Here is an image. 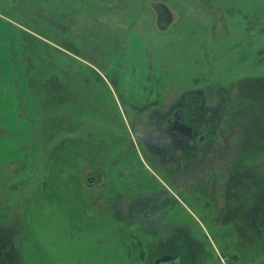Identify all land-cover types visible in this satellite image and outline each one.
Wrapping results in <instances>:
<instances>
[{"label":"rangeland","instance_id":"374dc122","mask_svg":"<svg viewBox=\"0 0 264 264\" xmlns=\"http://www.w3.org/2000/svg\"><path fill=\"white\" fill-rule=\"evenodd\" d=\"M199 2L210 26L181 15L161 33L153 87L127 57L126 93L124 57L106 68L93 40L61 29L82 2L0 0L54 44L24 57L28 102L0 59V264H264V0Z\"/></svg>","mask_w":264,"mask_h":264},{"label":"crops","instance_id":"0c3cea01","mask_svg":"<svg viewBox=\"0 0 264 264\" xmlns=\"http://www.w3.org/2000/svg\"><path fill=\"white\" fill-rule=\"evenodd\" d=\"M79 1L82 2V8L84 7L86 11L81 12L78 8L68 6L69 21L68 24L64 22L61 29L68 28L77 33L84 43H91L93 40V47L89 48V51L94 56L106 57L104 60L107 63L106 68L115 62V57L126 58L125 62L124 58H121L122 62L117 66L119 74L116 78L119 84L122 83L121 89L126 93L129 92V87L124 84L126 83L125 78L129 76L126 74L129 66L126 63L129 61L127 57H143L144 62L147 63L150 79H152L151 82L149 79L147 88L153 87V84L157 85L160 70L154 67L153 61L160 62L158 59L162 57L161 45L166 38L162 37L161 33L168 31L183 15L198 25L210 26L209 19L203 10L204 6H201L199 0ZM65 12L67 13V10ZM0 19L2 20L0 21V59L4 62L8 76L14 78V82L19 84L23 99L28 102L25 98L27 96L25 92L29 87L26 71L28 67L24 63V57L45 59L46 56L52 55L48 45L54 46V44L31 31L32 25L29 27L20 25L1 14ZM47 26L48 28L53 26L54 30L55 22L47 18L45 30ZM215 27L216 25L212 29L214 30ZM142 32L149 34V41L143 45L138 42V36H142ZM145 45L151 48L150 53L146 48H138V46L144 47ZM93 67L98 70L97 67ZM95 70L94 72L98 74Z\"/></svg>","mask_w":264,"mask_h":264},{"label":"flooded vegetation","instance_id":"af4514ba","mask_svg":"<svg viewBox=\"0 0 264 264\" xmlns=\"http://www.w3.org/2000/svg\"><path fill=\"white\" fill-rule=\"evenodd\" d=\"M180 107H182V106H180ZM178 112H180V108H178ZM160 115H162V114H160ZM162 118L163 117L161 116L158 119H156V122L155 123H156V126L158 127V129L157 128L156 129L159 131V135L161 136L160 137L161 138V145L162 146H165V148H167V147L170 148V147H172L171 146L172 143L168 142L170 140L169 139L170 138V136H169V130H168V127L169 126L167 127L166 122ZM180 119H181V116H180ZM164 124H165V126H163ZM180 125H181V129H182L184 127V124L181 122ZM177 136L180 137V134H178ZM169 154L172 155V152L170 151ZM174 168H176V167H174ZM197 168H198V166H197ZM164 195H166V197L167 196H170V198H171V195L168 194V193H164ZM172 199H174V197H172ZM149 203H152V201H150ZM163 212H164V208H162L160 210H155L154 213L151 210L148 209V210L145 211V213H143V216L145 218H151V217L159 216ZM164 255H169V254H164ZM170 256H179L180 259H181V264H182V257H181V255L175 254V255H170Z\"/></svg>","mask_w":264,"mask_h":264},{"label":"water","instance_id":"95a60500","mask_svg":"<svg viewBox=\"0 0 264 264\" xmlns=\"http://www.w3.org/2000/svg\"><path fill=\"white\" fill-rule=\"evenodd\" d=\"M91 181L92 179H89V182ZM153 264H181V259L179 256L163 255L155 259Z\"/></svg>","mask_w":264,"mask_h":264},{"label":"bare ground","instance_id":"6f19581e","mask_svg":"<svg viewBox=\"0 0 264 264\" xmlns=\"http://www.w3.org/2000/svg\"><path fill=\"white\" fill-rule=\"evenodd\" d=\"M243 87H244L243 85H240V89L243 88ZM240 89H239V90H240ZM260 90H261V89H260ZM260 90L258 89V90H256V91L254 92V94H253L254 98L259 97L258 95H259ZM262 194H263V193H262ZM260 196H261V194H260ZM224 198H225V186H224L223 183H221L220 188H219V199H220V202H222ZM0 243H3V241L0 240Z\"/></svg>","mask_w":264,"mask_h":264},{"label":"trees","instance_id":"16d2710c","mask_svg":"<svg viewBox=\"0 0 264 264\" xmlns=\"http://www.w3.org/2000/svg\"><path fill=\"white\" fill-rule=\"evenodd\" d=\"M59 58H62V59H64V57H59ZM59 58H58V60H59ZM60 61H63V60H60ZM69 63V61H66V63H63V66L62 67H65L66 66V64H68Z\"/></svg>","mask_w":264,"mask_h":264}]
</instances>
